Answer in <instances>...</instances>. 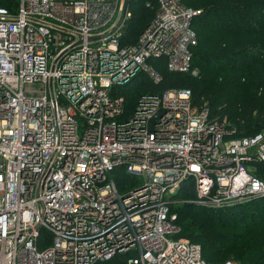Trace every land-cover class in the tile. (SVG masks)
<instances>
[{
  "label": "built area",
  "instance_id": "1",
  "mask_svg": "<svg viewBox=\"0 0 264 264\" xmlns=\"http://www.w3.org/2000/svg\"><path fill=\"white\" fill-rule=\"evenodd\" d=\"M129 3L0 7V264H209L179 237L180 187L212 210L264 198V131L235 137L186 88L128 107L120 89L141 75H199L198 12L148 0L152 18L124 44Z\"/></svg>",
  "mask_w": 264,
  "mask_h": 264
},
{
  "label": "trees",
  "instance_id": "2",
  "mask_svg": "<svg viewBox=\"0 0 264 264\" xmlns=\"http://www.w3.org/2000/svg\"><path fill=\"white\" fill-rule=\"evenodd\" d=\"M134 2L129 3L132 16L126 24L130 33L142 22L140 32L153 16L151 9V17L143 21V9L134 10ZM192 5L201 11L193 21L198 43L192 50V65L200 77L171 74L161 68V82L148 84L147 90L189 89L193 108L206 106L212 122H222L226 117L228 128L236 130L235 137L264 131V0H197ZM186 6L193 9L189 4ZM139 79L129 86L132 93L140 92ZM257 167L256 175L264 181V164ZM183 206L175 208L179 237L199 244L207 262L220 259L224 263L234 253L240 264H264V198L235 206L244 214L240 216L242 219L236 217L227 225V233L219 232L225 226L217 211L209 212L213 210L190 204ZM191 210L199 212L188 216ZM185 212L184 219L188 218V227L196 229L195 232H183L181 214ZM125 258L119 256L107 264H124Z\"/></svg>",
  "mask_w": 264,
  "mask_h": 264
},
{
  "label": "rangeland",
  "instance_id": "3",
  "mask_svg": "<svg viewBox=\"0 0 264 264\" xmlns=\"http://www.w3.org/2000/svg\"><path fill=\"white\" fill-rule=\"evenodd\" d=\"M129 1H131V0H129ZM134 1L135 2L132 3V6H133L134 10H137L138 11V10L143 9V10H141L144 13V16H145V20H143V21H146L147 19H149L151 17V12H150L151 8L150 7H147V4L146 3L148 2V0H134ZM181 1L185 5L186 4H189L192 7H193L192 4L194 3V1L197 2V0H181ZM137 2H140V6L138 5ZM150 4H152V3H150ZM0 6H3L4 8L9 9L10 11H14L17 8V0H0ZM193 9H195L198 12V15L201 14L200 13L201 11L198 10L197 8H194L193 7ZM141 24H142V22L139 23V24H137L136 25V28H135V31H133L131 33L128 32V29H127L128 26L127 25L124 26V28L122 30V35H123V39L122 40H123V43L124 44L133 43V41H135V37L139 33L138 32V29L141 26ZM135 33H137V34H135ZM199 77H200V75H198L195 78H199ZM142 79H145V80H142ZM139 80H140L139 83L141 84V89H140V92H138V93H132L130 91V89H129V86L131 84H133L134 82L138 81L137 79L133 83L129 84L127 87L120 89V94L122 95V97L128 103V107H130L133 104L134 99L137 97V95H139V93L148 91L146 87L150 83H149L147 77L144 76V75H141V77H140ZM224 119L225 120H223V122H227V118L225 117ZM121 177H122V179H124V180L127 181V188H129V187L131 188L132 185H131V182H130V178L127 175H124V174H122ZM123 189L126 190V188H124V187H123ZM188 195H193V187H192V184L191 183H186L185 185H183L182 187H180V189L173 196V200H175V202L177 203V206L176 207H182L183 208L184 207L183 204H190L191 205V202L190 201L193 199V196L191 198H188ZM181 202H183V203H181ZM234 207L235 206H230V207H225V208H220V209H213V211H209L208 210L209 212H216L217 211L218 213H220L222 215L220 218H222V223L224 224L225 228L223 230L222 229L219 230V232H225V233H227L229 230L226 227H227V225H229L230 222H234V219H236V217H237V219H242V217H240V216L242 214H244V213L241 210L235 209ZM198 212L199 211L191 210V211H188L187 214L189 216L191 214L193 215V214L198 213ZM185 214H186V212L181 214V219H183V221H182V223H183L182 224L183 232L184 231L186 232V231H189V230H192V231L195 232L196 229L188 227V224H189L188 223V218L187 219H184L186 217ZM243 224H247V221H244ZM235 227H237V226H235ZM238 246L239 245H235V247H238ZM262 252L264 254V244H263ZM225 261H230L232 264L233 263L240 264L235 259V254L234 253L229 254L228 257L225 258ZM225 261H224V263H225ZM208 262L210 264H223V261H221L220 259L219 260H215V259L214 260H211L210 259Z\"/></svg>",
  "mask_w": 264,
  "mask_h": 264
},
{
  "label": "water",
  "instance_id": "4",
  "mask_svg": "<svg viewBox=\"0 0 264 264\" xmlns=\"http://www.w3.org/2000/svg\"><path fill=\"white\" fill-rule=\"evenodd\" d=\"M128 1H129V0H126V5L128 4ZM191 205H193V204H191Z\"/></svg>",
  "mask_w": 264,
  "mask_h": 264
}]
</instances>
